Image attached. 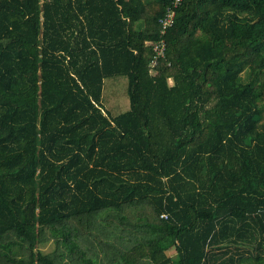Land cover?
<instances>
[{
    "label": "trees",
    "instance_id": "16d2710c",
    "mask_svg": "<svg viewBox=\"0 0 264 264\" xmlns=\"http://www.w3.org/2000/svg\"><path fill=\"white\" fill-rule=\"evenodd\" d=\"M173 1L0 0V264H264V0H179L152 65Z\"/></svg>",
    "mask_w": 264,
    "mask_h": 264
},
{
    "label": "rangeland",
    "instance_id": "374dc122",
    "mask_svg": "<svg viewBox=\"0 0 264 264\" xmlns=\"http://www.w3.org/2000/svg\"><path fill=\"white\" fill-rule=\"evenodd\" d=\"M102 105L110 117H115L129 108L127 77L125 75H116L103 79ZM50 248H52V245H47L44 250H50ZM167 253L172 254L173 252L169 251Z\"/></svg>",
    "mask_w": 264,
    "mask_h": 264
},
{
    "label": "built area",
    "instance_id": "2783aa9c",
    "mask_svg": "<svg viewBox=\"0 0 264 264\" xmlns=\"http://www.w3.org/2000/svg\"><path fill=\"white\" fill-rule=\"evenodd\" d=\"M179 0H174L172 7H169L166 12L159 18V25H160V39L154 46L155 55L151 62L152 65L155 64L156 59L159 56H162L165 50V35L167 29L172 25L173 18H174V7L177 5ZM162 217H166L165 214H161Z\"/></svg>",
    "mask_w": 264,
    "mask_h": 264
}]
</instances>
